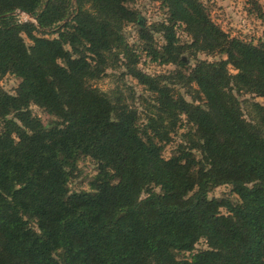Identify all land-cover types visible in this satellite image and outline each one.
<instances>
[{"label":"trees","instance_id":"16d2710c","mask_svg":"<svg viewBox=\"0 0 264 264\" xmlns=\"http://www.w3.org/2000/svg\"><path fill=\"white\" fill-rule=\"evenodd\" d=\"M88 1L95 13L84 10ZM134 1L75 0L61 25L70 0H0V80L21 78L15 94L0 91V264H264V106L257 104L258 122H248L226 91L233 79L264 97V47L230 38L199 0H163L194 39L189 48L229 61L175 72L198 85L206 107L173 92L169 75L126 65L155 93L158 117L142 128L134 109L90 83L111 48L127 53L122 23L134 18L125 5ZM17 10L36 23L18 22ZM184 50L166 35L159 63L186 65ZM30 104L56 118L43 124ZM182 116L195 126L190 148L201 151L200 162L184 148L161 155ZM81 155L95 159L98 171L89 191L69 192ZM221 184H231L239 200L208 198ZM201 238L209 249L177 258Z\"/></svg>","mask_w":264,"mask_h":264},{"label":"rangeland","instance_id":"374dc122","mask_svg":"<svg viewBox=\"0 0 264 264\" xmlns=\"http://www.w3.org/2000/svg\"><path fill=\"white\" fill-rule=\"evenodd\" d=\"M70 12L67 17L57 22L63 24L74 15L75 0H70ZM205 8L208 18L230 38H236L244 43L253 45H262L264 47V0H199ZM129 9L135 12L132 20L123 21L122 35L127 43V53H122V48L113 47L107 56V65L102 69L98 77L90 80L91 85L97 87L100 92L109 97L111 101H119L136 111L138 123L145 127L149 119L158 117L155 93L150 89L149 85L142 84L128 72L126 65L140 70L150 76L169 75L166 84L177 94H181L187 101L193 104L205 106V98L199 91V87L195 82L187 83L185 79L176 77L177 69L181 70L184 75L189 74L191 69L199 62L206 61L208 63L218 62L220 60H228L226 54H218L206 50H196L195 46L189 48L194 39L186 30V25L182 21L171 18L168 6L163 0H135L132 3L125 4ZM84 10L95 13L96 9L90 1L84 6ZM18 22H35V19L29 14L17 10L15 12ZM163 26H168L169 30H163ZM162 28H161V27ZM37 36H46L48 38L57 37V34L42 35L35 32ZM166 35L174 37L178 45L184 46L183 57L186 59V65H175L172 63H159V51L166 44ZM22 37L26 45H31L32 41L25 35ZM200 47V43H197ZM65 48L72 52L69 45ZM194 50H196L194 52ZM73 57L77 54L72 53ZM88 61L91 60L92 54L88 53ZM156 56V60H154ZM62 63L61 60H58ZM230 74H236L238 69L228 62L226 65ZM21 78L14 74L7 73L0 80V91L9 94H15L19 86ZM230 88L226 91L234 97L235 103L238 105L240 118L252 123L258 122L257 104L264 106V97L250 92L244 88L236 87L233 79L228 83ZM206 107V106H205ZM30 109L34 115L40 118L43 124H48L56 117L48 114L44 108L35 104H30ZM261 114V112H259ZM12 117V113L8 118ZM2 125V122H0ZM1 127V126H0ZM197 139L195 126L186 122V117L182 116L179 126L170 134V140L163 143L161 155L165 159L180 153L181 148L190 151L195 161H202L203 156L198 148L192 147L193 142ZM77 169L71 176L67 188L69 192L90 190L91 181L98 171V163L95 159L88 155H81L76 162ZM154 190L160 191L159 187ZM144 196V194H142ZM227 197L232 202H237L238 196L232 190L231 184H221L213 187L208 192V198ZM221 212L226 210L221 208ZM35 230L36 225L32 223ZM206 239L201 238L195 244L192 252H184L177 255V258H189L191 253L200 250L209 249Z\"/></svg>","mask_w":264,"mask_h":264},{"label":"water","instance_id":"95a60500","mask_svg":"<svg viewBox=\"0 0 264 264\" xmlns=\"http://www.w3.org/2000/svg\"><path fill=\"white\" fill-rule=\"evenodd\" d=\"M30 17H32L33 19H36L35 17H33L32 15L29 14Z\"/></svg>","mask_w":264,"mask_h":264}]
</instances>
